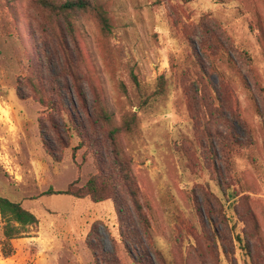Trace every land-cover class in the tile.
Listing matches in <instances>:
<instances>
[{
  "label": "rangeland",
  "instance_id": "rangeland-1",
  "mask_svg": "<svg viewBox=\"0 0 264 264\" xmlns=\"http://www.w3.org/2000/svg\"><path fill=\"white\" fill-rule=\"evenodd\" d=\"M29 1L0 0V196L38 224L14 223L21 234L5 247L0 213V264H264V0H89L112 33L74 18L92 120L88 142L73 136L57 160L42 140L47 114L16 91L47 47ZM98 96L111 127L95 122ZM133 118L120 134L130 184L108 129ZM112 173L117 196L104 203L42 196Z\"/></svg>",
  "mask_w": 264,
  "mask_h": 264
},
{
  "label": "trees",
  "instance_id": "trees-1",
  "mask_svg": "<svg viewBox=\"0 0 264 264\" xmlns=\"http://www.w3.org/2000/svg\"><path fill=\"white\" fill-rule=\"evenodd\" d=\"M188 4L193 0H181ZM30 7L37 15V21L41 27L43 39L47 47L39 52L36 46L37 58L29 61L28 75L21 77L17 83V96L21 100L35 99L47 114L46 120H41L40 130L44 147L55 160L59 159L61 152L69 149L73 136L80 140V146L88 142L87 123H91L89 115L90 106L83 86V59L77 39L74 18L79 15H92L100 24L102 32L109 36L112 33L111 23L106 12L93 5L89 0H30ZM217 46H223L216 39ZM250 62H252L249 59ZM26 85L28 87H26ZM160 88H164V80L160 82ZM29 90L32 95H29ZM216 100L221 110L225 107L219 93ZM95 122L105 127H111L112 118L107 112L101 98L97 97ZM85 114L86 120L82 116ZM136 119L123 121L121 127L109 128V137L115 149V163L124 173V179L131 184L130 175L124 167L126 159L121 150L120 134L132 133L136 130ZM84 146V145H83ZM86 146V145H85ZM116 173L101 175V179L95 176L84 187L69 186L66 191L54 192L49 190L42 196L68 195L77 199H91L100 204L112 200L116 193ZM131 200L141 221L149 228L147 218L143 212L136 191L131 189ZM115 205L120 222H123V208L116 200ZM0 213L6 222V246H10L9 240L16 239L21 234L20 229L13 225L19 224L22 228L38 224L36 216L22 207L21 203L0 196ZM246 248V247H245ZM10 251L4 252L6 258L10 257Z\"/></svg>",
  "mask_w": 264,
  "mask_h": 264
}]
</instances>
